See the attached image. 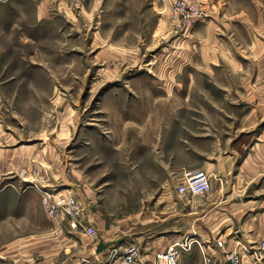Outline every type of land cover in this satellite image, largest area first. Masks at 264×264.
<instances>
[{"label": "rangeland", "instance_id": "obj_1", "mask_svg": "<svg viewBox=\"0 0 264 264\" xmlns=\"http://www.w3.org/2000/svg\"><path fill=\"white\" fill-rule=\"evenodd\" d=\"M39 1L0 2L19 11L11 22L24 38L23 60L19 33L0 41V149L43 158L23 175L0 163V264H95L129 244L141 258L177 235L199 241L209 224L197 226L193 211L209 193L176 198L181 179L159 168L177 159L197 169L215 139L239 142V154L264 143V0H182L198 13L188 25L171 17L175 0H45L37 23ZM32 184L74 196L96 238L47 219ZM180 264H202L195 244Z\"/></svg>", "mask_w": 264, "mask_h": 264}, {"label": "crops", "instance_id": "obj_2", "mask_svg": "<svg viewBox=\"0 0 264 264\" xmlns=\"http://www.w3.org/2000/svg\"><path fill=\"white\" fill-rule=\"evenodd\" d=\"M20 1L21 0H0V2L5 3L4 6L10 7L16 6L17 4L19 5ZM46 6V1L40 0L36 5V8L30 11L31 17L34 18L35 22L38 23L40 21L41 15H46ZM20 16L19 11L0 9V17L9 19V21L6 20L4 22V26L0 25V41L1 39H4V35H7V43H9L11 37L15 33H19L21 37V44L18 47L21 51L20 58L23 60V28H20V30L17 31L11 22V19L20 18ZM22 23L23 20L21 21V25ZM34 35L35 33L28 36L29 42L35 41ZM12 97L15 98L14 95ZM252 97L256 98V104L255 108L251 110V113L253 112L255 115L259 116L258 91H256V96L254 95ZM2 98L3 95L0 90V113L1 110H3L1 108L3 106ZM0 129H2L1 122ZM4 141L7 140L4 139ZM250 142L251 141H248L245 145H243L240 155L237 150L239 148V142L236 143V148H232L233 146L228 148L226 143H222L221 141H217V139H215L213 141V150L208 154L206 162L202 165H198L197 169L204 170L212 177L219 178V183L212 181V188L207 196L206 203L202 207L196 208L195 211H193V214L197 215L194 219V221L197 222V226H207V224H209L206 232H204V236L201 237L193 234L199 241L205 242L220 235L225 243L224 250H230L232 249L234 241L254 244L264 240V221H259V173H261L259 171H261V168L264 169V143L263 141H258L256 143ZM6 146L10 149H0V163L6 164L2 165L4 168L2 167L1 170H5V174L11 172L16 173L19 170L27 173L29 172L28 170L30 166H35L34 159H43L41 157V151H37V153L33 155L31 154V151L21 149V147H11L10 144ZM158 162L162 163L161 160ZM48 166L51 167L52 165ZM160 166L159 171L161 177L163 178L182 179V175L189 171H186L183 164H181L177 159L173 160L170 167L166 164V162ZM41 169L43 170V168ZM171 193L174 197H176L174 188ZM246 193H251L252 197L250 198L253 200L250 201V204L247 202L239 203L237 198H240V196ZM37 206L40 210L41 206L38 198ZM256 209L257 211H254ZM177 214L178 213H176V215ZM144 218H147V216L145 215ZM166 219L167 217L162 218L160 224H163ZM208 219H210L209 222ZM232 229H234L233 236H230ZM183 237V235L174 236V239L168 242V244ZM149 254L144 256L143 259H149ZM241 264L248 263L245 260H242Z\"/></svg>", "mask_w": 264, "mask_h": 264}, {"label": "built area", "instance_id": "obj_3", "mask_svg": "<svg viewBox=\"0 0 264 264\" xmlns=\"http://www.w3.org/2000/svg\"><path fill=\"white\" fill-rule=\"evenodd\" d=\"M74 1L79 3L83 0ZM170 14L173 20H181L184 25H188L193 17L198 16V13L182 0H175L172 3ZM23 174L21 171L20 175ZM31 176L42 178L38 172H33ZM212 181L219 183V178L212 177L201 169L190 170L182 175V179L174 188V193L179 198L205 196L211 191ZM32 187L39 194L40 205L47 219L64 221L69 231L81 229L86 236L96 238L95 230L87 224L83 209L74 196L61 192L48 194L35 184H32ZM189 238L183 237L168 244L162 251L150 253V258L146 260L140 258L138 249L132 244L126 245L117 256H115L117 251L110 249L106 257L95 264H180L192 244L197 246L202 264H240L245 258L251 264H264V240L254 244L234 241L232 249L224 250L225 243L220 235L205 242Z\"/></svg>", "mask_w": 264, "mask_h": 264}, {"label": "water", "instance_id": "obj_4", "mask_svg": "<svg viewBox=\"0 0 264 264\" xmlns=\"http://www.w3.org/2000/svg\"><path fill=\"white\" fill-rule=\"evenodd\" d=\"M108 246H109L108 244H106V245H99V246L97 247V249H96V252H99V251L105 249V248L108 247Z\"/></svg>", "mask_w": 264, "mask_h": 264}, {"label": "bare ground", "instance_id": "obj_5", "mask_svg": "<svg viewBox=\"0 0 264 264\" xmlns=\"http://www.w3.org/2000/svg\"><path fill=\"white\" fill-rule=\"evenodd\" d=\"M61 193H62V194H64V192H63V191H62ZM243 260H245V261L247 262V259H243ZM241 263H242V261H241ZM241 263H240V264H241Z\"/></svg>", "mask_w": 264, "mask_h": 264}]
</instances>
